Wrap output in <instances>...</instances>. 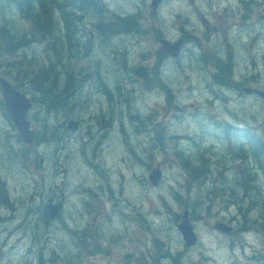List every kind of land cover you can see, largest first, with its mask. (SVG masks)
Wrapping results in <instances>:
<instances>
[{
    "label": "rangeland",
    "instance_id": "374dc122",
    "mask_svg": "<svg viewBox=\"0 0 264 264\" xmlns=\"http://www.w3.org/2000/svg\"><path fill=\"white\" fill-rule=\"evenodd\" d=\"M185 1L176 0L172 6H169L165 14V21L167 23H171L174 20L175 14L184 12V9L187 8ZM209 1L195 0L201 6V12L206 14L210 20H213ZM49 2L51 1H45L43 5L38 2L34 13H40L42 19L47 18L48 16L44 12L45 7L48 12L49 10L53 11V17L55 15L56 17L60 16V13L56 12L59 9L58 5H48ZM117 2V0H112L111 4H117ZM87 6L89 7V5ZM133 7L129 5V9ZM88 12L91 13L90 9ZM105 15H108L107 10L105 11ZM119 15L121 14L111 12L110 16H106V18L110 19L114 25L113 21ZM83 16H87L83 23V32H86L96 19H93L95 18L94 15L89 16L85 11L83 12ZM196 16L201 20L199 11L197 14L192 15L193 20H196ZM5 17L8 20L11 19L10 23L13 25H18L19 22L20 24L25 23V28L30 27L10 0L0 2V23ZM225 18L227 22L224 24L225 29L223 32L214 35L211 40H207L204 43L209 49L214 47L222 52H227L228 42H230L238 62H241L243 65L245 63L251 64V66L245 68L244 73L252 77L255 73L261 72L262 75L258 74L256 76L259 78V85L264 88V57L262 55L264 32L252 29L251 35L250 32H242L239 35L238 33L227 35V32L234 31L231 28L234 20L233 14L229 11L225 14ZM52 31L56 32L58 28H52ZM170 35L172 37L176 36V34ZM79 37L83 43L82 49L85 57L79 56L78 52L77 58H74L75 60L70 59L62 66L65 60L63 49L59 44L57 45L60 46L58 53L62 57V63H58L54 67L57 71L67 68L71 70L75 74L76 79H83V86L81 88L85 89L86 93L91 92V94H86L85 97V102L89 105L83 104L80 106L77 104L75 115L83 117L79 121L80 131L76 135L65 137L61 148L56 147L57 144L53 142H45L44 145L38 147V150L44 159L60 161L70 172V177L67 180L68 189L64 190L66 193L61 194V192H58L59 196L63 195V198L69 201L63 208L64 219L71 226L86 225L89 221L93 220L97 230L102 229L105 223L110 224L109 229L105 233L110 240L116 241V243L114 245L104 243V245L105 247H110L115 258L113 261H110V256L98 254L96 261L100 264H123V259L118 260L116 255L123 256L126 253L130 254L138 250L139 257L143 256L142 252H144L146 257L143 260L148 261V264H155L153 258H156L157 255L154 239L153 245L150 243L145 245V242L141 244L135 243L127 235L125 229V216L123 213L142 210L144 213L149 214V217H152L151 214H154L153 216L156 218L155 231H150L151 235H158L163 238L166 245L173 249L175 255L179 252L183 254L181 264H238L237 261H240L241 264H253L252 257L254 252H257L258 249L264 250V234L258 236L254 232V237L250 238V243L246 247L241 246L243 238L240 235H223L219 230L215 229L216 223L219 221L232 222V219L229 218L230 216L226 218L219 214L218 209L220 208V204L218 206L216 202L215 206L212 205L210 210L211 216H208L206 210H203L201 219L197 223H194L196 232L199 235V242L193 247L186 245L178 230V224L183 218L185 208L177 201L175 191L180 190L184 194L183 185L187 182V177L184 175L185 172L180 163L174 159L171 150L178 145H184L187 150L196 153L200 150V147L217 146L214 151L218 154V157L212 155L215 159H218V165L225 166L227 164V166H233L234 163L230 161L222 147L218 144H213L215 139L217 143L219 141L218 137H216V132L220 134L222 130L219 126H209L212 119L211 115L221 117L222 114H228L231 122L252 124L258 129L260 134H263L264 102L253 97L239 99V95L232 94L229 96L231 99L230 104H223L221 102L223 94L220 92L216 93L215 90H212L208 86V77L205 70H195L190 65L186 66L185 64L190 62V57L184 56L183 63L178 64V66L176 65L177 61L171 58L172 60L170 61L174 64V67L169 65L166 68L169 69L168 74L171 75L172 81L170 77H165L162 86L159 88V91L164 92L165 86H173L175 95H178L185 101L183 108H169L165 104L161 93H146V89L139 87L138 84L134 88L135 90L131 91V96H115L110 107L112 110H115V113H118L117 115H111L110 121L104 122L102 118L98 121V119L91 116V108L97 104L107 105L111 101L104 99L106 98L104 96L106 93H101L98 89L105 90L104 86L101 85V82H103L106 89L110 88L109 95H114L116 81L120 78V63L118 60L113 59L114 55L111 52V48L105 46V41L100 37L99 29L98 35L94 38L92 37L90 42L83 34H80ZM111 40L109 39L108 43ZM30 43H33L32 49L29 50L31 52L30 57H33L36 64L45 62V59L51 63L55 54L54 49L44 51V48L36 45L33 41ZM118 44L123 48V51L117 54V57H124L131 61L133 60V51V57L138 61L140 56L138 52L147 45V41L142 44L141 40L135 41L134 36L123 35ZM140 45L142 46L141 49H139ZM74 51L76 49H73ZM254 60L258 63L257 65H253ZM193 63L196 64V61L193 60ZM73 65L87 67L94 77H91V74L87 72L80 74ZM141 77L142 81L145 82L143 75ZM91 79L93 83L89 81ZM95 84L98 86L95 91L87 89L95 86ZM132 88L133 86L130 87V89ZM210 99L213 101L211 102ZM180 102L182 101L180 100ZM153 111L156 113L157 122L164 121L166 123L170 135H182H177L179 144L176 142V139L170 140L171 136L168 135V140L165 141L166 152L161 148H153L154 153L150 150L152 136L147 132H140L139 127L142 123L133 117V115L140 113L145 120L144 123L149 124L147 117ZM119 115H122V119L118 117ZM99 122H104L105 126L113 128L101 131ZM120 123H123L124 130L120 126ZM0 127L4 128V125L0 123ZM62 130L60 134H62ZM88 131L92 132L93 139L87 134ZM185 135H189V137L186 138ZM220 136L223 137L222 133ZM0 137L3 138L1 135ZM195 140L199 144H196ZM2 142L4 141L0 140V144ZM222 143L224 144L223 138ZM18 148L16 145L10 146L7 151H2V148H0V163L12 161L11 152L16 151ZM135 153L141 159L137 158ZM158 163H160L163 169V180L158 187H153L149 180V175ZM212 163L215 164V162ZM14 164L12 165V168H14L12 172L14 183L20 187L24 185L23 187L26 189L22 197H27L29 194L33 195L34 193H46L49 187L55 190L57 188L56 183H63L61 180L64 178L60 174L59 169L58 176L51 173L54 175H52L53 177H57L47 178L46 185L42 186L33 177L31 181L25 182L26 177L20 171V165ZM235 166L238 167V164H235ZM216 168L214 167L215 170H217ZM238 168L240 169L241 167ZM210 170L211 168L208 171ZM88 187L96 190L94 194L98 195L93 199L92 206H89V202L84 200L87 197ZM209 187L208 185L205 189H199L201 191H198L205 196L206 200ZM51 188L47 192L48 194L52 191ZM186 195L189 197L187 193ZM41 199H37L36 201H41ZM97 199L99 200L97 201ZM170 207L173 211L169 210ZM234 209L232 207V211ZM175 211L180 214L179 217L175 215ZM112 216L115 218L114 222L110 220ZM144 231L141 226H137L133 236L136 237L138 235L139 238V236L143 235ZM40 233L43 238L53 241L72 239L71 235L59 223L52 224L49 229L43 230L42 228ZM232 238L236 240L233 241ZM255 241L258 242L256 243ZM126 242L129 245L125 244ZM65 244L68 245V243ZM119 246L121 248H118ZM133 264L137 263L133 262ZM167 264L175 263L171 259Z\"/></svg>",
    "mask_w": 264,
    "mask_h": 264
},
{
    "label": "flooded vegetation",
    "instance_id": "af4514ba",
    "mask_svg": "<svg viewBox=\"0 0 264 264\" xmlns=\"http://www.w3.org/2000/svg\"><path fill=\"white\" fill-rule=\"evenodd\" d=\"M151 1V0H150ZM176 0H164L161 4V8L159 9V13H166L168 11L169 6H172ZM142 4L138 5V8L135 7L129 9V5L133 6L134 4H129L128 2L122 4V9L125 11L136 10L137 15L130 16L128 18L129 22L132 23V27L125 28H133L134 29V37L142 38V35L139 32V29L144 28V24L140 18H145V15L148 12H151L150 7L147 8L148 0H141ZM210 12L213 13L212 18L210 20L209 17L201 13V20L196 16V20H193L191 15H187L191 12L192 14H197L198 11L195 6L192 4L186 5L187 8L184 9L185 18L180 20L179 16L177 17L178 26L171 27L168 26L167 22H163L162 26L154 25V34L158 35L160 28L163 30L165 35H170L171 30L177 33L180 37L178 39L182 40V49H184L183 56H189L190 62L185 65L192 66L195 70H212L216 68V70L223 71L227 67L223 64L216 63L210 64L207 60L203 58L204 54L212 53L218 54L222 56V51L214 49L210 50L206 46V41L211 40L214 35H217L225 29V14L229 11H232L233 14V22L232 27L233 32H227V35L234 33H249L251 35V30L254 29V22L256 18V0H210ZM115 5V4H112ZM168 6V7H166ZM264 6V0H263ZM139 15V16H138ZM264 18V10L262 12ZM176 17V16H175ZM120 18V17H119ZM117 25L119 24L120 19H117ZM136 30V31H135ZM176 30V31H175ZM172 36H170L171 38ZM177 37V36H176ZM119 39V38H117ZM164 39V38H163ZM161 39L160 41H162ZM205 42V43H204ZM165 51V52H164ZM164 53L157 47L152 51V56L154 57L155 63L158 62L159 56H166L167 53L171 54L172 50L169 46L164 45ZM161 54V55H160ZM182 54V53H181ZM193 60L196 61V64L193 63ZM169 65L174 66L170 61L164 63V67H168ZM50 66V64H49ZM80 74L90 73L91 77H94L93 73H91L87 67L80 65H73ZM158 65H155V67ZM167 69V68H166ZM82 70L84 71L82 73ZM144 71L143 63H129L126 65H120V78L116 81L115 86V96L120 95V89L117 88L119 85V81L123 77L122 71ZM169 70V69H168ZM132 81L141 83L142 77L141 75H135L132 77ZM93 79V78H92ZM89 80L92 81L93 80ZM80 79H77V81ZM80 82L76 85L74 89L76 94L82 99L77 100L78 104L81 105H89L85 102L86 94H91V92L86 93V90L80 87ZM250 86H254L252 83H249ZM97 85L91 86L87 88L90 91H95L97 89ZM158 89V88H156ZM99 92L106 93L104 96L106 100L112 99V94L109 95V89H105L102 91L98 89ZM109 95V96H108ZM124 95V94H123ZM111 101L107 105L97 104L93 106L92 109V117H98V114H101L106 121L107 117L112 115V109L110 107ZM79 106V107H80ZM4 116V113H3ZM227 116V115H225ZM2 123V122H1ZM8 124V122L6 121ZM107 130L111 129L109 126H105ZM5 125L4 128L0 127V135L3 136V141L0 144V148L2 151H7L10 144H7L5 141L6 134H9L6 131ZM225 130V129H221ZM227 131H232L233 128L226 129ZM12 157L14 156L11 152ZM236 157V154L233 157ZM242 159L233 160L238 164L237 167V175H235L232 179V186L226 187L222 184L216 189L217 191H210L208 197L215 198L220 202L219 214L225 216L226 218L232 219V222L219 221L215 225V229L219 230L223 235H240L243 238L242 247H246L250 243V238L254 237L253 233L256 232L258 236L264 234V209L254 208V207H244L241 205V199H248L251 196H254L257 192L262 194L259 191L258 181L260 178L251 173L252 167L251 164L256 162L255 160L244 159L243 154H240ZM46 161V160H45ZM43 161V164L45 163ZM260 161V160H259ZM5 162V161H4ZM14 163L21 164L19 166L20 171L24 177H26V181L32 180V175L39 176L41 178H56L51 173H58V169L63 173L64 169L63 164L60 161H46L47 165L44 166L47 168L46 171L39 169V166L36 164L33 168H29L32 172L26 171L27 165H24L23 160H12L7 161V163H0V264H100L96 261V256L98 254H102L103 256H110L109 260L113 261L115 256L111 252L110 249L106 248L105 250L99 248V244L108 243L109 245H114L116 241L113 240H103L97 241L94 239H78L74 237L76 233L72 232L76 226H71L64 219V205L68 204L69 201L62 196L58 195V192L61 194L65 193V189L68 188L67 183H56L58 186L53 191L51 188V192L47 193H34L33 195L22 197V194H25V188L22 186H18L12 181V172L14 168L12 165ZM31 164H34L32 162ZM41 164L40 168H42ZM54 167V168H53ZM234 173V171H231ZM53 175V176H52ZM67 176V175H66ZM65 176V177H66ZM242 181V182H241ZM223 183V182H221ZM46 195V196H43ZM41 201H36L37 199H41ZM57 202V204H63L61 207L60 214L56 219L50 218V208L48 207V203ZM59 202V203H58ZM93 201L89 202V206H92ZM232 207L235 209L232 211ZM92 210V209H91ZM211 216V208L204 209ZM193 210L187 209L184 219L186 221H190L194 229L196 231V227L194 223L198 221L196 218L191 217V212ZM230 213V214H229ZM48 215V218H47ZM124 223L125 229L127 231V235L130 236V239L135 243H143L142 235H138L136 237L133 236L135 233L133 230L128 229L127 222H138L136 215H124ZM219 216V215H217ZM219 218V217H218ZM50 222V223H49ZM16 223V224H15ZM59 223L63 226V228L71 235V240H51L45 239L42 237L40 230L49 229L52 224ZM18 228V229H17ZM87 230H93L92 226H87ZM91 232V231H90ZM88 232L87 234H89ZM233 241L236 239L232 238ZM256 243L258 241H255ZM65 243H68L66 245ZM129 245L127 242L125 243ZM136 245V244H135ZM118 246V245H117ZM258 246V244H257ZM264 246V242H263ZM118 248H121L120 246ZM143 256H138V250L131 252L130 254L126 253L125 255H116L118 260L123 259V264H133L136 262L137 264H148V261H144L143 259L146 257L145 253ZM253 264H264V250L258 249L257 252H254L252 257ZM153 262L157 264V258H153ZM238 264H241L240 261H237Z\"/></svg>",
    "mask_w": 264,
    "mask_h": 264
},
{
    "label": "trees",
    "instance_id": "16d2710c",
    "mask_svg": "<svg viewBox=\"0 0 264 264\" xmlns=\"http://www.w3.org/2000/svg\"><path fill=\"white\" fill-rule=\"evenodd\" d=\"M10 1L12 2V5L17 6L20 9L21 14H25L28 18H30V20L34 23L35 29L31 33L23 32V35H19L21 31L18 30L19 28L17 27V25L11 24V19L8 20L6 19V17L4 18L3 26L0 28V65L6 64L13 66L14 70L8 68L6 71H2V73L14 77L18 81V85L21 87H24L25 83L30 87H34V89H31L30 91L35 96V101L39 102H36L39 105L38 109L35 112L36 123L44 129H50L51 127L57 125L56 122H58L61 117L69 118L76 114L75 112L78 104L76 103V101L79 100L80 97L76 94V91L74 89L76 88V85L80 82V80L83 81V79L77 78L80 79L77 81L75 74L72 73V71L68 68L65 70L60 69L59 71L55 70L54 65L62 63V57H58L56 59L53 58L50 66L48 67H45L44 64H42V66L34 64L33 60L29 58V53L27 51L28 47L31 48V46L33 45V43L30 42L37 40L39 42L42 41L44 43H47V46L53 48L57 54H59L58 51L61 46V48L63 49L65 60L62 63L63 66L66 61H69L70 59L75 60L74 58H77L78 51L73 52V48H77L76 50H80L81 48H83V43L79 39V36L80 34H85L83 32L82 14L84 11L90 14L88 12V10L90 9L91 15H94L96 19L95 24L99 26L98 29L100 37L103 39V41H105V46H107V48L115 47V40L117 38L120 39L122 35H134L133 28H125L132 27L133 24L130 23L129 20L121 18L120 28L117 26L116 20L113 21V25L110 19L105 18L107 15H105L106 8L105 5H103V0ZM45 1H51L48 5H58V13H60L59 17H56V15L55 17H53V11L49 10L48 12L45 7L44 12L47 14V18L42 19L40 13H34L36 4L40 2L43 5ZM0 2H3V0H0ZM88 2L90 4H86ZM87 5H89V7ZM52 28H58V31L54 32L52 31ZM58 34L60 37L57 36ZM50 35H52V37L54 38L53 41V38L51 39ZM91 39L88 38V41L90 42ZM109 39L112 40L108 43ZM49 41H52V43L50 44ZM59 44L60 46H57ZM72 52L73 54H71ZM206 58L211 59V56H206ZM221 63H223L222 60ZM123 64L126 65V62H123ZM83 72L84 71L82 70V73ZM136 73V75H143V77L145 78V82L143 83L147 88H153L155 84H159V86H162L163 84V77L159 73L158 66L154 68L144 67V71H137ZM226 75V70H223L222 73L214 76V79L218 80L222 84H225L227 82ZM101 85L106 89L103 82H101ZM82 86L83 84L81 82L80 87ZM164 89L167 94V104L169 106L174 105L179 107V105L175 104L176 102L173 98L171 88L165 86ZM113 99L114 97H112L111 100ZM0 111L3 113L1 101ZM133 117L137 118L141 123L145 122L141 114L134 115ZM148 118L149 125H151L152 127V129H150V132L156 139L154 141H158L159 147L162 148L163 151H167L164 143L165 137H167L166 124L162 121L159 123L155 122L156 120L154 116L153 119L151 117ZM221 125L224 124L221 123ZM61 135L62 134H59V136ZM0 140L3 141V138L0 137ZM52 142L57 144L56 147H62L63 145V142L59 140ZM261 146V142L257 141L255 149L258 150V148H260ZM236 152H240V150H236ZM175 154L177 158H179L182 166L191 173V180L196 181L202 176L208 174V170L210 168L208 159H206V161L201 159L200 161L199 156L197 158L198 160L195 161L193 157L191 158V156L187 155L181 150H176ZM240 154L241 153H237V155ZM224 183L226 184L225 181ZM261 184L262 182L259 181V187L261 189L260 192L262 194L256 197V200L252 202V206L257 203V206H259L261 209H264V189L262 190ZM176 198L178 202L184 204L186 208L191 204H193V208L200 207L202 202L198 197L193 198L189 201H183V198L181 197V195H178V193L176 194Z\"/></svg>",
    "mask_w": 264,
    "mask_h": 264
},
{
    "label": "water",
    "instance_id": "95a60500",
    "mask_svg": "<svg viewBox=\"0 0 264 264\" xmlns=\"http://www.w3.org/2000/svg\"><path fill=\"white\" fill-rule=\"evenodd\" d=\"M178 53L175 52V55ZM0 84L2 86L3 95L6 99L7 110L10 115L14 118L17 126L22 133L26 142H33L35 137V130L30 129V122L26 119L28 109L31 106V101L22 93L17 91L9 82L5 79L0 78ZM248 93H258L264 97V90L259 88H246ZM78 127V122L71 120L69 128L76 130ZM150 179L154 185H158L161 179V169L159 167L155 168L150 175ZM58 207V206H57ZM57 207L52 210V216L54 217L57 213ZM180 229L184 232V238L189 244H193L196 241V235L193 232V228L188 224V222H183Z\"/></svg>",
    "mask_w": 264,
    "mask_h": 264
},
{
    "label": "bare ground",
    "instance_id": "6f19581e",
    "mask_svg": "<svg viewBox=\"0 0 264 264\" xmlns=\"http://www.w3.org/2000/svg\"><path fill=\"white\" fill-rule=\"evenodd\" d=\"M111 2H112V0H108V1H106V0H103V5H105V8H106V10L108 11V15H107V17L108 16H110V13H111V7H112V4H111ZM103 12V11H102ZM57 13H58V11H57ZM104 13V12H103ZM83 14V13H82ZM102 15V14H101ZM105 16V15H104ZM119 16H122V15H119ZM87 18V16H83V23H84V20ZM104 18V17H103ZM106 18V17H105ZM115 18H117V17H115ZM121 18H124L123 16L121 17ZM102 19V18H101ZM116 20V19H115ZM116 23H117V21H116ZM115 23V24H116ZM127 29V28H126ZM132 30V29H131ZM134 30V29H133ZM136 31V30H135ZM129 32V31H128ZM123 36V35H122ZM126 36H128V35H126ZM132 36H134V35H132ZM108 37V36H107ZM94 38V37H93ZM77 43V42H76ZM85 48V47H84ZM77 49V48H76ZM86 51V50H85ZM86 53V52H85ZM38 99V98H37ZM38 102V101H37ZM68 102V101H67ZM39 103V102H38ZM70 103V102H69ZM67 105V104H66ZM41 107V106H40ZM0 115H1V117H0V123L2 122V124L3 125H5V123H6V119L4 118V116H3V113L1 112L0 113ZM63 119H66V118H63V117H61V121L63 120ZM59 120V121H60ZM59 121L58 122H56L57 124L59 123ZM79 128H80V123L78 122V127H77V129L79 130ZM63 130H62V134H63ZM15 151V150H14ZM0 158H1V156H0ZM53 174H55V175H57V173L55 172V173H53ZM51 187H49L48 189H47V192H49V189H50ZM53 191H54V189H52ZM46 192V193H47ZM48 194V193H47ZM43 196H46V195H43ZM42 200V199H41ZM59 203V202H58ZM57 204V202H50V203H48L47 205H52L54 208H55V205ZM63 206V204H61V207ZM50 223V222H49ZM16 224V223H15ZM18 229V228H17Z\"/></svg>",
    "mask_w": 264,
    "mask_h": 264
}]
</instances>
